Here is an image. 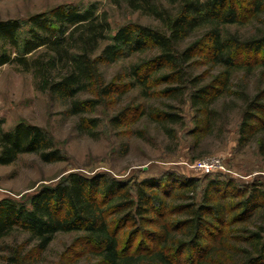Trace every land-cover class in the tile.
<instances>
[{
	"label": "trees",
	"instance_id": "obj_1",
	"mask_svg": "<svg viewBox=\"0 0 264 264\" xmlns=\"http://www.w3.org/2000/svg\"><path fill=\"white\" fill-rule=\"evenodd\" d=\"M246 1L176 0L172 13L168 8L159 10L150 0H129L137 10L161 19L164 28L127 23L113 34L98 3L60 4L25 21L0 19V67L23 66L34 73L41 90L61 99L92 90L94 98L71 103L68 113L74 115L126 94L134 87L125 82L129 76L143 85L156 81L165 85L162 94L166 97L187 96L204 129L217 113L212 106L229 93L235 73L248 74L259 64L264 68V31L244 38L221 30L222 25L264 12V0ZM202 25L208 26L205 32L182 47ZM148 51L153 54L131 65L128 76L120 73L112 81L105 78L102 65ZM208 64L221 69L204 82L195 69ZM240 98L244 106L239 145L260 136L258 148L264 156V88L254 94L243 91ZM129 113L124 109L111 121L121 125ZM153 114L158 121L178 122L174 112ZM3 125L0 119V164H11L23 153H38L48 163L65 160L45 128L25 121L9 129ZM98 125L94 118L79 123L86 131ZM168 179L145 178L132 188L104 172L89 176L70 172L53 185H42L28 199L2 197L0 262L30 264L43 255L57 233L81 232L77 244L97 253V264H264V222L250 229L264 215L260 185L238 187L233 180L214 178L207 182L201 201H195L185 195L187 189L196 188L194 179L185 178L177 189H170ZM175 192L174 197L185 202L179 219L168 214V198ZM229 192L239 201L225 203ZM238 224L247 225L235 235L238 229L230 226ZM19 232L27 235L24 243L7 242Z\"/></svg>",
	"mask_w": 264,
	"mask_h": 264
},
{
	"label": "rangeland",
	"instance_id": "obj_2",
	"mask_svg": "<svg viewBox=\"0 0 264 264\" xmlns=\"http://www.w3.org/2000/svg\"><path fill=\"white\" fill-rule=\"evenodd\" d=\"M150 1L159 10L168 8L172 13L178 5L174 3L176 0ZM68 3L79 6L98 3L99 13L105 15L111 24V34L127 23L164 28L161 19L147 10H137L129 4V0H0V19L18 18L25 21L35 13ZM242 3L247 1L242 0ZM244 19L236 24L222 25L221 30L224 34L237 33L244 38L264 31V12ZM206 27L202 25L194 29L182 47L202 35ZM103 43L105 41L101 45ZM151 54L153 52L149 51L135 53L104 64L101 68L105 78L112 81L120 73L128 76L131 65ZM261 66H255L248 74L243 70L235 73L229 93L212 106L217 113L212 114L209 127L204 129L201 127V116L191 106L188 97H166L162 94L165 85L156 81L143 85L129 76L125 82L134 83V87L126 94L105 99L96 110L74 115L68 113L71 103L94 98L96 94L92 90L80 92L72 99H61L41 90L34 73L26 71L23 66H1L0 119L4 120L3 127L9 129L17 122L25 121L45 128L61 149L65 160L48 163L41 160L38 153H23L11 164H0V198L12 196L20 200L28 199L42 185H53L70 172L88 176L104 172L124 180L132 188L134 182L145 178L170 176L166 183H169L170 189H177L185 178H192L196 181V188L187 189L185 195L194 197L195 201H201L207 182L214 178L233 180L238 187L255 182L264 189V156L258 148L260 136L254 137L245 146H240L238 142L244 106L240 96L243 91L254 94L264 88V68ZM220 69V66L200 65L196 67L195 74L203 76V81L207 82ZM124 109L130 111L126 120L121 125L114 124L111 119ZM163 111L177 113L178 122L158 121L152 116L154 112ZM84 118L97 119L99 125L86 131L79 127ZM216 158L220 159L224 168L206 173L194 167L197 161ZM177 193H172L168 198L171 219L183 217L184 208L181 205L185 202L174 197ZM228 194L225 203L239 201L232 192ZM261 216L256 219V226L250 225V229L263 225L264 215ZM246 225L238 224L230 226V229L236 230ZM241 232L238 229L234 234ZM82 234L57 233L43 255L30 264H97V253L77 244ZM26 237V234L19 232L6 240L11 244L24 243ZM146 243L150 241L146 239Z\"/></svg>",
	"mask_w": 264,
	"mask_h": 264
},
{
	"label": "built area",
	"instance_id": "obj_3",
	"mask_svg": "<svg viewBox=\"0 0 264 264\" xmlns=\"http://www.w3.org/2000/svg\"><path fill=\"white\" fill-rule=\"evenodd\" d=\"M194 167L200 170L205 171L206 173H211L219 168H224L221 164L220 159H210V160H203L197 161L194 164Z\"/></svg>",
	"mask_w": 264,
	"mask_h": 264
}]
</instances>
